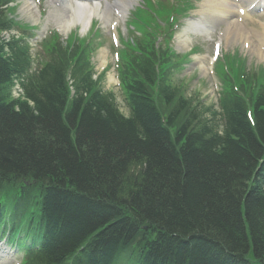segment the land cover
<instances>
[{
    "label": "trees",
    "instance_id": "1",
    "mask_svg": "<svg viewBox=\"0 0 264 264\" xmlns=\"http://www.w3.org/2000/svg\"><path fill=\"white\" fill-rule=\"evenodd\" d=\"M44 44L31 107L9 101L29 47L0 42V189L44 191L46 245L25 264H264V86H228L212 110L170 87L153 52L125 72V115L81 47Z\"/></svg>",
    "mask_w": 264,
    "mask_h": 264
},
{
    "label": "rangeland",
    "instance_id": "2",
    "mask_svg": "<svg viewBox=\"0 0 264 264\" xmlns=\"http://www.w3.org/2000/svg\"><path fill=\"white\" fill-rule=\"evenodd\" d=\"M201 1L202 0H194L195 3H199ZM20 2H22V0ZM40 9H42L44 11L46 9V13L43 12L42 10H40L42 12V15H43L42 21H45L48 16L50 18V24H49L48 30L49 31L50 30H56L57 31L58 30V24L55 23L54 20H57V17L62 15L63 10H62L61 6L56 4V3L52 5L48 2V0H44V2H42ZM181 17H184V16H181ZM252 20L256 21L254 18H252ZM262 21L264 22V19H262ZM256 22L250 23L249 25L252 27H255L257 25ZM154 25H156V24H154ZM159 25H162L164 28L169 29V27L164 23H161ZM147 26H149V24ZM222 27H224V26L221 24L220 26H217L213 30V31H215V34L213 35L214 38H217L218 30ZM117 29H118L117 32L119 35L122 34L123 37L127 38L126 41H130L131 39L136 40L137 38H143V37L145 38L149 34H151L147 31V27H146L141 34H138V36H130V34L127 31V26H126L125 21H124V23L119 25ZM177 29H180V24H179ZM106 30H107V27H104L102 33L106 32ZM70 31H74V29L72 28ZM180 31L181 30H179V32ZM88 32L89 31L82 33V34L85 36V34ZM179 32L176 33L174 40H172L170 42V44H168L166 42V39H165V42L162 43V46L169 47L171 45L179 53H186L191 49V46H189L187 48H182V49L178 48V46H177L178 42H177L176 37L178 36ZM61 36L64 38V36L62 34H61ZM154 36L157 37L158 35H154ZM207 37H209V36L206 35L204 37L195 39V37L192 36V40L200 43L203 46H206V49H203L201 47L197 48V51L202 50L204 52L192 54V56H191L193 58L192 63L189 65H186V66L184 65V66H182L181 70L176 71L172 76L171 82H172V84H174L178 87L182 86L185 90V93H187L189 96L198 94L196 99H199V100L202 99L205 103L212 104V103L217 102L218 90L221 88V84L219 82L220 73H222L223 70L229 69L231 74L238 78L239 76H241L243 74L245 69L242 65H236L235 62L231 58L225 59L226 65L220 66L221 63H219V61L224 59L223 56H228L225 54H226V52H229V50L231 48L235 47L233 45H226V46L222 45V49H221L222 57L220 56L221 58L219 57L220 59L218 60V62L214 66H212V63L210 62V57H211L212 52H213L214 44H212V42H210L207 39ZM126 38H124V40ZM94 42L97 44V46L101 45L99 48H97V50L95 51V53H93V55L91 57V61H92L91 63L93 65L94 71L96 72L95 77L97 79L100 77V76L97 77V75L102 72L100 53H105L107 58H106V62L103 65V68L104 69L106 68V75H105V73L103 75H101L102 76V79L100 81L101 86L105 90L110 89V90L115 92L116 102L118 103L120 110L124 114H127L128 110L126 107V99L124 97V92H122L120 90V87H118L117 81L109 79L111 75L114 76V74H116L114 67H115V62L117 61L116 55H117V52H119L118 51L119 48L116 47V44L113 43L110 38L101 39V37H100V40L95 39ZM161 42H162V38L160 37L159 44ZM236 50L239 51L241 58H242V61L244 60L243 63L248 62V64H249L248 70L249 71L254 70L251 68V66L258 67V65H260V63H261V61L259 60L260 58H258V56L253 55L251 53V51H249L248 49H243L241 44L236 45ZM134 51H136V50H134ZM231 53L233 55L238 54L234 50H232ZM198 56H199V58H203L204 61H198L197 59H195V58H198ZM206 57H208V58H206ZM218 63H219V65H218ZM261 64H264V63H261ZM201 66H204L205 72L202 71ZM213 67H214V72H213ZM261 68H263V67L261 66ZM262 73H263V77H264V71ZM113 82H115V83L113 84ZM257 82L262 83L261 80H257ZM29 203H31V201H29Z\"/></svg>",
    "mask_w": 264,
    "mask_h": 264
},
{
    "label": "bare ground",
    "instance_id": "3",
    "mask_svg": "<svg viewBox=\"0 0 264 264\" xmlns=\"http://www.w3.org/2000/svg\"><path fill=\"white\" fill-rule=\"evenodd\" d=\"M60 1L63 3L65 10L67 8L69 12H72L59 18L58 24L60 25V30L64 33L74 24H82L86 26L88 22L90 23L92 17L94 16L92 14L90 19L91 12H93L95 16L103 15L100 7L96 10L90 11L85 8L67 5L66 0ZM235 1L236 3L230 0H213L210 5L208 4L209 2L206 5L202 4L201 10L198 12L203 15V17L199 22L190 24L187 30L189 32H208L213 30L217 25L226 23L223 33H225V35H230V40L225 37L227 44L240 42L244 48L255 52L259 58L264 59V23H260V27L258 29L254 28V30L250 29L246 25L247 20H252L248 15V12H250V7L257 0ZM132 2L133 0H115L113 6L120 11L121 16H124L129 11V4ZM21 11L22 14L28 17L29 20H34V22L39 20L40 13L35 8L31 0L25 1L21 7ZM187 41L188 38L186 35L181 36L178 39V45L180 47H185ZM100 57L101 65H103L106 61L105 53H100ZM196 59L198 61H204V59L199 58V56ZM201 69L203 72H205L204 66H201ZM36 195L38 199L39 197L42 199L44 197V191L38 189L34 195V198ZM248 257L252 256L249 255Z\"/></svg>",
    "mask_w": 264,
    "mask_h": 264
}]
</instances>
